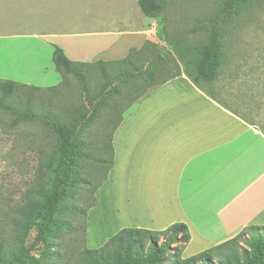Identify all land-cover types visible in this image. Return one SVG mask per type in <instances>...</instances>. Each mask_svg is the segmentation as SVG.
Wrapping results in <instances>:
<instances>
[{"label":"rangeland","instance_id":"obj_1","mask_svg":"<svg viewBox=\"0 0 264 264\" xmlns=\"http://www.w3.org/2000/svg\"><path fill=\"white\" fill-rule=\"evenodd\" d=\"M160 2V14L147 17L137 0H0V42L32 43L34 36L60 47L65 39L60 37L70 34L107 31L120 35L138 30L145 36L143 45L146 41L156 44L147 46L143 56L128 51L121 58L130 55L140 66L122 68L128 75L118 72L122 64L110 61L107 72L112 76L106 80L97 62L86 63L87 91L74 76L61 75V81L50 87L31 88L16 82L20 85L15 92L0 100V264H19L23 248L34 236L33 229L21 235L11 219L15 208L33 191L39 161L57 149L58 135L49 117L68 123L85 106L90 118L84 123L79 117L76 129L87 148L77 163L78 182L67 192L45 240L35 248L31 264L78 263L87 248V210L95 204V192L109 167L110 131L123 109L158 80L187 73L203 90L264 130V0ZM213 32L220 49L208 82L203 58ZM148 59L161 62L153 80L142 72ZM28 97L30 110L25 107ZM247 233L246 239L252 235ZM234 248L239 261L244 249L250 250L244 239H238ZM227 254L231 253L226 247L218 254L212 251V261ZM181 258H185L181 252L168 250L156 264H178Z\"/></svg>","mask_w":264,"mask_h":264},{"label":"crops","instance_id":"obj_2","mask_svg":"<svg viewBox=\"0 0 264 264\" xmlns=\"http://www.w3.org/2000/svg\"><path fill=\"white\" fill-rule=\"evenodd\" d=\"M142 34L80 32L61 36L60 47L73 61L110 62L139 49ZM33 38L32 43L0 42V78L57 85L62 78L52 61L57 44ZM111 144L112 165L87 210L88 249L102 246L122 228L163 230L179 222L188 229L181 250L188 257L247 226L264 225L263 131L184 72L147 90L123 111Z\"/></svg>","mask_w":264,"mask_h":264},{"label":"trees","instance_id":"obj_3","mask_svg":"<svg viewBox=\"0 0 264 264\" xmlns=\"http://www.w3.org/2000/svg\"><path fill=\"white\" fill-rule=\"evenodd\" d=\"M137 2L141 12L147 17H156L162 10V3L160 0H137ZM147 46H152L154 48L156 44L146 41L140 49L131 48L129 51L135 52L133 55L137 54L138 56H143V52L147 50ZM219 49L220 46L216 39V33L213 32L209 44L205 45L203 58V69L209 74L207 75L208 82L212 79V69L219 56ZM121 60L124 63H120ZM121 60L111 61L112 64H122L118 69L120 73L123 72L126 74L124 70L126 69L127 71L129 65L135 69L140 67L137 65L138 62L135 65L134 62L136 61L133 60L130 55H127ZM52 61L55 68L62 76H74L84 86V91H87V76L84 69L86 63L70 60L65 55L62 48L57 45H54L53 48ZM111 63L102 61L96 63L100 74L106 80L112 76L108 75L107 72L108 66ZM143 63L147 65L144 66L142 70L143 74L147 75L150 80H153V74L156 75L161 62L158 59L156 61L148 59V61H144ZM124 64H126V67H124ZM122 68H124V70ZM181 73L182 72H178L173 76ZM185 74L190 77L193 83L199 86L195 78L187 73ZM126 75H128V73ZM129 75L135 76L133 73ZM173 76L162 78L154 84H161ZM17 85L20 84L11 80H0V100H6L12 92H15ZM28 86L31 88H39L32 85ZM146 91L147 90L137 95L123 111L128 109L133 102ZM204 91L214 98L210 91ZM102 102L105 103L104 101ZM30 104L31 98L28 97L25 105L26 110H30ZM94 105H96V103ZM83 108L84 110L82 111H75V114L71 116L68 123L63 122L61 118L56 116L49 117L58 135L57 149L54 152L44 155L39 161L37 180L31 192L33 196H31L30 193V197L15 208L14 215L11 219L12 225L21 235H27L31 229L35 232L32 239L23 248L22 259L19 264L32 263L35 248L45 240L50 230L49 226L54 221L59 206L64 201L70 188L78 182L76 173L77 163L79 158L85 156L83 149L87 148V142L81 138L80 132L76 129V123L79 117H82L84 123L85 120L88 121V118H90L87 115L88 109L85 106ZM122 112L112 127L108 137L110 158L108 161L109 167L107 173L112 165V133L120 121ZM262 131L264 133V130ZM257 231H259L260 234L257 233ZM247 232L252 233L248 239L245 238V235L248 234ZM262 232H264V225L247 226L234 238L213 248L181 258L177 262L178 264H264V235ZM238 239L246 240L250 248L249 251L244 249L242 260L240 261L234 257L237 254L234 245ZM188 240L189 233L187 226L179 222L173 223L163 230H148L136 227L122 228L108 238L102 246L93 249L85 248L79 255L77 264H156L168 250L181 252ZM222 247H226L227 253L231 254L221 256V258L214 263L212 261L211 252L213 251L215 254H218V250Z\"/></svg>","mask_w":264,"mask_h":264}]
</instances>
